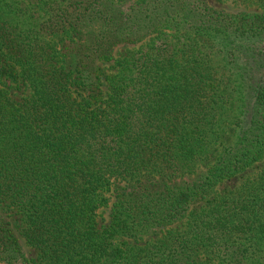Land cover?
<instances>
[{
	"label": "trees",
	"instance_id": "obj_1",
	"mask_svg": "<svg viewBox=\"0 0 264 264\" xmlns=\"http://www.w3.org/2000/svg\"><path fill=\"white\" fill-rule=\"evenodd\" d=\"M232 1L0 0V264H264V0Z\"/></svg>",
	"mask_w": 264,
	"mask_h": 264
},
{
	"label": "rangeland",
	"instance_id": "obj_2",
	"mask_svg": "<svg viewBox=\"0 0 264 264\" xmlns=\"http://www.w3.org/2000/svg\"><path fill=\"white\" fill-rule=\"evenodd\" d=\"M114 1H116V0H114ZM207 1H208L209 5H211L215 8L224 9L226 11H233V12H237V11L253 12V11H255L254 7H248V6L245 7L243 4L238 3V2H234L232 0H207ZM148 41H149V38H146L144 41L137 44L136 46H139L140 44L145 45ZM54 44L57 45V43H55V42H54ZM218 49H219V46H215V48H213V52L214 53L216 52V59H220L222 56L221 53L217 54ZM132 50H134L132 48V46H129V47L123 46V47L118 48V50L116 49V51L114 52V55H115V57L125 56V54L127 52L132 51ZM233 137L234 136H232V138ZM206 168H207L206 163L203 161H199V163H197L194 167V174L191 175L190 177L192 178L193 176H195L199 173L205 172ZM258 168H259V165L256 167H249L246 171L240 172L235 178L222 182L219 186L215 187V189L213 190V193L214 194L219 193V191L224 189V188H228V189L238 188L239 187L238 184L240 182L243 183L247 177L249 178L252 175H254L259 170ZM107 196H109L108 205L100 207L97 211L96 220L101 225H107L108 224V222H109V209H110V206L114 200L112 192H108ZM202 203H203V201H200L197 204H195V206H197L199 208L202 205ZM5 210H6L5 213H7L9 215V218L11 220L18 218L19 215H16L15 211L9 210L6 207H5ZM186 222H187V218H182L179 221H175L173 223H169V224L160 226L154 232L151 231V232H148L146 234L139 235V236H137V238H120L119 242L124 241L125 243L135 244L138 246H143L144 244H148V243H154L155 241H158L159 239H163L167 235L168 232H181V230H183L186 227L185 226ZM19 238H20V241H21V244L23 247V251L25 252L26 256L28 258L32 259L33 264H38L37 263L36 250L34 248H32L31 246L26 245V243L24 242V239L21 236H19ZM238 240L246 242L243 238H238ZM261 248L264 249V245L261 246ZM222 253H223L222 250H219V249L214 250V249H209V248H205V247L201 248V252L199 254V262L201 264H226V261L224 260ZM263 253H264V250H263Z\"/></svg>",
	"mask_w": 264,
	"mask_h": 264
}]
</instances>
